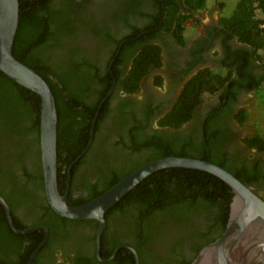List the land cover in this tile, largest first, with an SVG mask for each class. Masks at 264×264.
<instances>
[{
	"label": "trees",
	"instance_id": "1",
	"mask_svg": "<svg viewBox=\"0 0 264 264\" xmlns=\"http://www.w3.org/2000/svg\"><path fill=\"white\" fill-rule=\"evenodd\" d=\"M19 1L20 22L13 55L44 77L54 93L59 117L58 187L64 194L71 165L73 168L70 184L71 191L74 190L75 173L84 162L83 159L77 163L75 161L88 146L94 119L97 118L98 128L108 113L110 98L113 96L110 91L115 80V86L123 88L124 92H136L148 70L162 64V47L154 38L160 35L161 30H165L185 44V24L191 17L189 12L203 10L206 0H150V12L140 7L144 0L118 1L120 5L111 11V19L124 22L130 30L126 31L122 38L110 31L104 35L98 28H93L90 32L94 37L108 39L112 56L118 51H124L125 55L129 51H132V55L136 53L125 75H122L123 70L119 68L124 59L118 58L113 65L110 60L102 63L84 57L82 60L73 59L78 50L71 52L70 43L81 34L85 25H98L85 19V15L83 20L84 11L80 8L79 0ZM131 10H134L137 16L148 20L133 24L128 19ZM234 10L230 16H222L221 26L217 27V34H222L224 39L225 56L220 67L222 69L207 67L194 74L184 84L173 109L160 122L161 127H181L192 119L196 108L203 101L221 91L220 106L205 122L203 134L198 139L188 136L183 140L171 141L166 134L156 132L146 140H140L137 135L138 128H132L129 131L132 145L123 142L120 144L129 150L130 154L153 146L156 153H147L151 155L146 159L139 157L143 159V163L134 168L128 166L129 161L120 162L121 166L115 167V164L108 160L109 157H105L99 179L95 183L85 179L82 187L84 192H80L77 199L70 197V206L91 201L142 165L168 156L209 160L232 173L264 199L256 189L255 182L261 178L258 174L250 175L247 168L228 166L226 153L218 149V137H221L224 129L222 125H214L219 122L218 116L224 99L230 101L233 96L236 97L239 83L251 90L253 86L260 85L264 78L251 75L249 82L239 78L251 70L249 60L255 55L264 64V0H239ZM235 37L253 50L244 45L235 47ZM97 83H101V87H96ZM159 83H162V78H159ZM108 95L109 98L102 104ZM261 100L262 95L260 106L264 109ZM237 119L241 123H247L250 115L242 110ZM40 123V95L0 70V195L6 199L12 210L16 228L29 229L46 225L50 230V239L40 250L33 264H38L41 260L62 225L85 226L93 223L94 228L97 227V221L63 218L46 202ZM262 131L263 129L258 127L257 132L245 140L246 144L264 151ZM178 143L179 147L174 150V144ZM233 197L232 188L215 175L197 169L171 167L147 176L110 209L105 217L109 224L113 214L120 212L135 219L138 228L140 225L152 224L150 228L154 229V233L162 231L161 237L173 239L169 245L171 253L188 247L193 251L195 259L204 246L215 241L225 231ZM19 206L25 207L32 215L29 220L32 221L31 224L25 223L16 214ZM119 237L120 241L117 243L122 241L121 236ZM44 238L45 231L41 230L28 234L16 232L0 202V259L3 264H26ZM134 246L139 261L143 264L141 249L137 244ZM121 250L125 251V248ZM183 257L182 264H191L194 260L193 257ZM76 260L75 264H85L88 261L82 258ZM129 264H136L134 255H131Z\"/></svg>",
	"mask_w": 264,
	"mask_h": 264
},
{
	"label": "flooded vegetation",
	"instance_id": "2",
	"mask_svg": "<svg viewBox=\"0 0 264 264\" xmlns=\"http://www.w3.org/2000/svg\"><path fill=\"white\" fill-rule=\"evenodd\" d=\"M79 1L81 2L80 8L84 11L82 17L85 15V19L98 25H85L81 29L83 30L81 34L70 43L71 52L78 50L77 55H74L73 59L82 60V57H84L93 62L102 61V63L110 60L111 65L115 64L118 58L124 59V63L119 64V68L123 70L122 75H125L130 69L136 53L132 55V51H129L125 55L124 51L123 53L118 51L112 56V48L107 43L108 39L103 40L100 37H94L90 32L93 28H98L104 35H106L107 31H110L112 34L122 38L126 34V31L130 30V27H126L124 22L111 19L113 16L111 11L114 7L120 5L118 1L120 2L121 0ZM151 4L150 0H144L140 4V7L150 12L152 10ZM201 11L189 12L191 14L190 21L192 20L193 22V35L188 37L187 32H185V39L187 40L185 44L165 30H161L160 35L154 38V41L162 47L160 56L162 64L160 67L148 70L136 92H124L123 88L115 86V80L114 86L110 91V94L113 92V96L110 98L108 113L98 128H96L97 118H95L96 125L92 142L88 143L80 158L75 161L77 163L83 159L84 162L75 173L76 178L73 191H71L70 184L68 203L70 197L77 199L80 196V192H84V188L82 187L85 179H89L93 183L99 179L101 165L105 157L108 156L110 158L108 160L111 163L113 162L115 167L121 166L120 162L129 161L128 166L134 168L143 163V159L139 157L146 159L149 155L156 153V149L153 146L148 149L144 148L139 153L130 154L129 150L120 144V142H123V144L132 145L131 134L129 133L132 128H138L137 135L140 140H146L156 132L166 134L165 136L171 141L183 140L184 137L188 136L198 139L203 134L205 122L213 114L214 110L220 106L221 91H217L216 94L203 101L196 108L192 119L181 127L175 129L169 126H160V122L164 120L165 116L175 106L184 84L194 74L202 68H216L223 65L222 61L225 56L223 48L224 39L222 34H217V27L221 26L220 20L222 15L215 16L212 14L207 21H202L199 17ZM128 19L133 24L143 23L148 20V18L137 16L134 10L129 12ZM195 23L196 25H194ZM233 43L235 47L244 45L248 49L253 50L248 45L239 42L237 37L234 38ZM253 58L249 60L251 70H248L247 73L239 77L242 81L249 82L251 75H255L257 78L264 77V64L258 60L257 55ZM109 68L111 69L112 67ZM159 78H162V83H159ZM262 85L264 86V78L260 85L253 86L251 90H248L247 87L239 83L236 97L233 96L230 101L226 98L224 99L223 107L220 109L218 116L219 122L214 125L215 127L222 125L224 129V133H222L221 137H218L220 139L218 149L226 153L228 166L247 168L250 170V175L258 174L261 178L255 182L256 189L264 197V178L262 177L264 176V151L246 144L245 140L253 133L247 128L242 127L243 124L237 119V115L242 110L248 112L251 118L253 110L262 108V105L257 107L258 101L256 98L257 89ZM96 87H101V83H97ZM113 89L115 90L113 91ZM109 96L105 99L107 100ZM258 111L257 109L255 112ZM97 113H99V110ZM142 127L143 129H141ZM179 144H174V150H177ZM67 188L65 193L67 192ZM46 202L48 203L47 199ZM16 214L25 223H32V221H29L32 219V215L28 213L25 207L19 206ZM139 224L142 223L139 222ZM38 226L46 225H37L35 227ZM151 226L152 224L149 226L140 225L138 228L136 220L132 217L124 216L120 212L114 213L102 234L99 256L97 252L98 221L96 228H94L93 223L85 226L69 225L65 227L62 225L59 233L53 238L48 250L44 253L38 264H75L76 259L79 258L88 260L85 264H129L131 255H134L132 249L129 247L137 252L134 244H137L141 249V255L143 254L142 257L144 259L143 264H182L183 256L187 258L194 256L193 251L188 247L179 248L176 252L171 253L172 250L169 248V245L173 239L161 237L162 231L154 233V229L150 228ZM119 236H121L122 241L117 243L118 240L120 241ZM49 239L50 230L48 241ZM122 245H127L128 247ZM118 247L120 248L117 250ZM123 248H125V251L121 250ZM113 254L116 255L111 258ZM114 259L115 262H113Z\"/></svg>",
	"mask_w": 264,
	"mask_h": 264
},
{
	"label": "water",
	"instance_id": "3",
	"mask_svg": "<svg viewBox=\"0 0 264 264\" xmlns=\"http://www.w3.org/2000/svg\"><path fill=\"white\" fill-rule=\"evenodd\" d=\"M19 22L20 1L0 0V70L40 95V150L46 199L51 208L62 217L78 221H98L97 252L99 256L101 237L107 226L106 213L152 173L165 168L183 167L205 171L217 176L226 182L234 193L225 231L215 241L204 246L191 264H264V199L232 173L209 160L180 156L158 158L142 165L102 195L85 204L70 206L68 194L73 165L68 170L67 192L61 194L58 187L59 117L56 99L45 78L13 55ZM95 125L96 119L93 123L89 144L94 136ZM0 202L6 210L9 223L16 232L28 234L36 230L46 231L44 240L27 262V264H32L48 241L49 228L47 226L25 230L16 228L10 206L2 195H0ZM122 246L128 247L127 245ZM129 248L135 255L136 264H140L138 253L133 248ZM115 255L113 254L111 258ZM0 264H3L1 260Z\"/></svg>",
	"mask_w": 264,
	"mask_h": 264
},
{
	"label": "rangeland",
	"instance_id": "4",
	"mask_svg": "<svg viewBox=\"0 0 264 264\" xmlns=\"http://www.w3.org/2000/svg\"><path fill=\"white\" fill-rule=\"evenodd\" d=\"M206 8H204L201 12H200V18L202 19V21H207L208 18L214 14L215 16L217 15H227L230 16L231 14L234 13V9L236 7V4L239 0H206ZM193 22L192 20L189 21L188 23L185 24L186 28H187V36L191 37L193 34V26H192ZM196 25V23L194 24ZM191 26V27H189ZM222 66H218L217 69H222L220 68ZM262 95V104H264V86L262 85L259 89H257V94H256V98H257V107L260 106V96ZM253 105H255V103H253ZM247 106V105H246ZM249 106V105H248ZM259 110L258 112H255L256 110ZM256 110H253L251 112V118L247 123H242V127L247 128L251 133H256L258 127L260 129H263V133H264V109L261 108H257ZM262 117V118H261ZM258 126V127H257ZM250 133V134H251Z\"/></svg>",
	"mask_w": 264,
	"mask_h": 264
}]
</instances>
